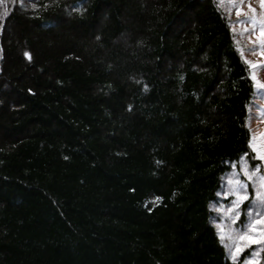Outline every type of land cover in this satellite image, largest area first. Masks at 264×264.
<instances>
[{
    "label": "trees",
    "instance_id": "obj_1",
    "mask_svg": "<svg viewBox=\"0 0 264 264\" xmlns=\"http://www.w3.org/2000/svg\"><path fill=\"white\" fill-rule=\"evenodd\" d=\"M255 94L217 0H0V264H242Z\"/></svg>",
    "mask_w": 264,
    "mask_h": 264
},
{
    "label": "rangeland",
    "instance_id": "obj_2",
    "mask_svg": "<svg viewBox=\"0 0 264 264\" xmlns=\"http://www.w3.org/2000/svg\"><path fill=\"white\" fill-rule=\"evenodd\" d=\"M217 2L230 22L255 86L249 128L257 163L243 156L224 175L217 200L211 206L212 225L229 260L264 264V0Z\"/></svg>",
    "mask_w": 264,
    "mask_h": 264
}]
</instances>
